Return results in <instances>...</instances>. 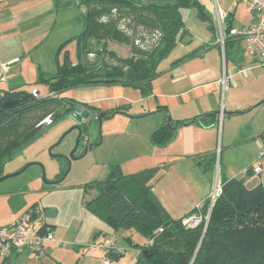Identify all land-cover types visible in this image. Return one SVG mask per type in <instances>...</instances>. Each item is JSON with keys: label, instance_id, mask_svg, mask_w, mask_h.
Listing matches in <instances>:
<instances>
[{"label": "crops", "instance_id": "obj_1", "mask_svg": "<svg viewBox=\"0 0 264 264\" xmlns=\"http://www.w3.org/2000/svg\"><path fill=\"white\" fill-rule=\"evenodd\" d=\"M200 1L208 16V20H203L205 28L202 32L194 30L185 19L188 8L182 9L190 35L160 63L161 74L153 81L151 95L143 97L139 89L123 85L85 86L64 94L97 108L98 112L128 107L126 113L104 117L108 121L105 135L109 137L117 134V123L132 124L134 119H148L144 122V133L149 136V144H143L135 153L112 155L108 163L120 166L124 174L159 168L152 181L153 191L174 218L202 206L215 185L222 184L224 178H246L249 188L260 183L264 185L263 167L257 176L252 170L245 173L260 150L264 122L237 125L238 117L257 113L255 109L264 111V101L256 103L258 99L254 98L240 107L239 99L232 92L229 98L225 95L226 108L228 104L231 106L228 117L220 112L224 89L220 79L224 73L229 77L230 89H243L255 81L251 71L259 65L257 56L247 49L245 37L228 39L233 35L227 33L229 27L252 24L255 17L244 0ZM219 10L227 13L223 21L219 20ZM84 13L82 0L0 1V96L6 90L34 88L39 90L40 97L49 95L48 86L39 84V78L42 73L50 76L57 72L58 62L62 61L66 50L76 60L75 42L69 43L60 53L59 50L62 44L82 32ZM172 55L173 59L170 58ZM187 56L190 57L178 62ZM246 57L254 64L245 67ZM241 58L246 61L241 62ZM137 105L141 107L140 111L135 110ZM83 109L78 107L76 111ZM211 113L219 115V123L204 126L191 121ZM168 121L176 130L175 138L166 146L154 145L150 140L151 133ZM220 134L222 154L218 166L216 155ZM240 148H250L254 152L238 156L236 150ZM82 185L65 186L60 182L52 188L0 192V226L32 211L36 226L49 225L58 240L68 242L67 246L47 244L44 255L0 256V264H39L37 261L44 264L48 258L66 261L69 254L79 258L85 255L89 243L120 233L88 211L85 201L90 199L92 192H86ZM115 242L117 250L123 252ZM138 253L139 249L128 264L135 261ZM102 264L107 263L103 261Z\"/></svg>", "mask_w": 264, "mask_h": 264}, {"label": "trees", "instance_id": "obj_2", "mask_svg": "<svg viewBox=\"0 0 264 264\" xmlns=\"http://www.w3.org/2000/svg\"><path fill=\"white\" fill-rule=\"evenodd\" d=\"M82 4L83 30L59 50L60 53L75 42L76 60L66 50L57 72L50 76L42 73L39 78L38 83L47 85L50 94L35 97L33 89H11L0 96V177L5 164L47 127L72 115L78 107L98 112L91 105L64 96L65 92L85 86L123 85L139 89L143 97H148L153 81L161 74L160 63L190 35L182 9L194 7L200 19L208 20L200 0H82ZM126 20L157 35L150 49L138 47L134 38L121 28V22ZM231 29H227L228 35ZM112 42L131 45L132 55L118 56L109 48ZM92 53L100 57L98 62L85 60ZM105 54L116 58L118 63H106ZM127 110L128 107L119 106L106 111V115L112 117ZM191 121L208 126L219 123L220 117L211 113ZM83 133L84 129L80 140ZM175 136L176 130L163 124L153 130L150 140L156 146H166ZM158 171L154 167L124 174L120 166L113 165L104 179L82 185L86 192L97 191L85 201L88 211L115 231L130 233L125 239L139 249L132 264H264L262 183L249 188L246 178H224L222 193L211 209L207 198L200 208L174 218L153 191L152 181ZM193 216H201L202 220L185 222ZM132 233L144 236L147 242L135 243ZM123 255L117 249L106 252L111 260Z\"/></svg>", "mask_w": 264, "mask_h": 264}, {"label": "rangeland", "instance_id": "obj_3", "mask_svg": "<svg viewBox=\"0 0 264 264\" xmlns=\"http://www.w3.org/2000/svg\"><path fill=\"white\" fill-rule=\"evenodd\" d=\"M158 2H162V0H158ZM185 19L198 32H202V28L204 29L206 26L204 21L198 17V12L194 7L187 9ZM121 28L134 38L135 44L138 47L144 49H150L157 38L156 34L143 27L135 26L134 23L132 24L128 20L121 22ZM109 48L115 51L120 57H129L132 55V47L128 44L112 42ZM173 56L170 58L173 59ZM99 58L97 54L92 53L85 60L95 63L99 61ZM104 58L109 65L118 63L116 58L111 55L105 54ZM246 58L249 61V58ZM244 59L241 58L240 61L242 62ZM248 61L243 62L245 67L246 65L254 64ZM241 62L238 61L237 63ZM223 66L225 68V62ZM255 67L251 71L255 77V81L251 85L243 89H230V86L222 89L220 106L222 116L227 118L231 107L228 104L226 108V94H228L229 98L230 94L234 92L239 99L240 107H243L241 105L249 103L248 101L254 98L258 99L256 103L264 101V67L261 65H256ZM140 109L141 107L139 105L135 106V110L140 111ZM255 111L257 113H248L238 117L237 125L242 122L247 125L264 122V111L260 112V110L256 109ZM50 121V119L46 121V124L50 123ZM139 121L142 123H139ZM144 122H148V119H134L132 124L120 125L117 123L115 124L118 130L117 134L109 137L105 135V132L108 130L107 119L103 118L99 121L94 118L88 120L81 126L82 130L84 129L83 138L76 147L79 129L75 128L77 123L72 118V115H66L59 123L47 127L42 135L24 147L12 160L5 164L3 176L9 177L0 182V192H21V190L25 189L52 188L53 186H58L60 182L65 186H73L85 184L93 180L104 179L114 164L108 163L109 157L112 155L122 156V154L129 152L135 153L143 144H149V136L147 133H144ZM221 138L222 135L220 134L219 151L216 155L218 166H220L222 154ZM90 144L93 147L88 149ZM73 151L74 157L71 158ZM253 152L250 148L236 150L238 156L241 154L250 155ZM257 157L258 152L255 160ZM262 167L264 168V161ZM91 192L90 198H92V195L94 197L97 194L96 190H91ZM129 234L128 231L121 230L117 235L109 236L108 238L111 241H117L118 245L123 249L124 255L118 260L109 261V258L106 257V252L92 251L86 248L87 250L85 251L87 252L85 255L79 258H77L78 256L70 257L69 254L67 256L69 259L66 261L48 258L47 261H44V264H102L103 261L109 262V264H128L137 254V248L125 239V236ZM131 236L132 241L140 245L147 242V239L138 233H132ZM37 262L43 264L40 261Z\"/></svg>", "mask_w": 264, "mask_h": 264}, {"label": "built area", "instance_id": "obj_4", "mask_svg": "<svg viewBox=\"0 0 264 264\" xmlns=\"http://www.w3.org/2000/svg\"><path fill=\"white\" fill-rule=\"evenodd\" d=\"M1 2L3 0H0ZM248 5L249 11L254 15L255 20L252 24L245 25L239 28H232L229 35H242L246 38L247 49L257 56V62L264 67V0H244ZM227 13L219 10V20L223 21ZM222 31V28H221ZM225 36L222 34V42ZM8 69V66H6ZM223 88L226 89L229 85V77L224 73L220 79ZM35 97H40V92L37 88L32 90ZM264 161V134L261 139V146L258 152V157L253 162L252 166L245 170L247 174L250 170L253 175L257 176L262 172V163ZM222 193V184H216L211 192L210 209L215 201ZM199 206L198 208H200ZM202 220L201 216L189 217L185 220L186 223H198ZM50 243H57L62 246H67L68 242L58 240L55 232L49 225L36 226L34 214L32 211L24 213L14 222L0 226V256L8 258L12 254L32 253L35 255H44L45 246ZM92 251L108 252L117 249L115 241L104 239L101 241H93L87 246ZM109 264V262H106Z\"/></svg>", "mask_w": 264, "mask_h": 264}, {"label": "water", "instance_id": "obj_5", "mask_svg": "<svg viewBox=\"0 0 264 264\" xmlns=\"http://www.w3.org/2000/svg\"><path fill=\"white\" fill-rule=\"evenodd\" d=\"M244 36L242 35H233L231 37H229L228 39H238V38H243ZM104 117H109L108 115H106V112H103V111H100V112H92L91 110L87 109V108H84L83 110L81 111H75L74 113H72V118L76 121L77 125L75 128H78L79 129V136H78V139H77V144H76V147L78 146L79 142H80V138H81V135H82V128L81 126L83 124H85L88 120H92L94 118L98 119L99 121L102 120ZM168 126L169 127H172L171 126V122L168 121ZM93 147L92 144H90L88 146V149H91ZM74 157V151L71 153V158ZM9 176H2L0 177V182L4 181L5 179H7ZM58 183V182H57Z\"/></svg>", "mask_w": 264, "mask_h": 264}]
</instances>
